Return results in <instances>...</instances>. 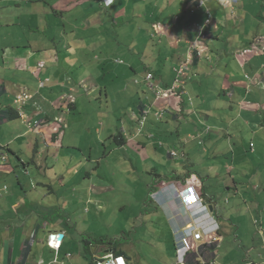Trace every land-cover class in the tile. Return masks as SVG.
<instances>
[{"label":"crops","instance_id":"1","mask_svg":"<svg viewBox=\"0 0 264 264\" xmlns=\"http://www.w3.org/2000/svg\"><path fill=\"white\" fill-rule=\"evenodd\" d=\"M31 1L0 0V147L10 148L16 159L0 166V264H96L107 254L123 255L128 264H222L221 246L235 225L219 214V190L234 193L232 208L262 213L264 220V181L248 180L254 173L264 176V0H35L38 13L31 11ZM30 31L41 35L16 41L17 33L31 36ZM117 31L119 46L129 43L132 57L121 49L124 56L111 65L103 56L117 46ZM186 61L183 86L158 98L147 73L169 89ZM117 65L128 124L108 110L110 92L99 86ZM22 90L32 94L26 112L13 100ZM94 100L96 108H89ZM117 120L123 125L118 140ZM100 125L99 135L106 130L105 139L116 141L122 166L133 170L142 164L157 177V202L137 207L135 231L122 232L118 242L85 239L78 221L69 237L64 222L52 216L65 209L47 198L54 177L45 168L29 176L19 167L31 164L29 149L39 163L53 149L64 160L100 162L114 147L96 158L94 147L110 148L112 139H98L88 158L83 149L77 153L75 142L66 145L78 126L85 131L79 137L92 144L89 134ZM173 148L178 156L171 155ZM96 176L83 188L87 196L90 187L109 186L108 178ZM70 178L63 176V184ZM196 225L206 227L200 239L190 234ZM53 234H64L59 249L49 242Z\"/></svg>","mask_w":264,"mask_h":264},{"label":"rangeland","instance_id":"2","mask_svg":"<svg viewBox=\"0 0 264 264\" xmlns=\"http://www.w3.org/2000/svg\"><path fill=\"white\" fill-rule=\"evenodd\" d=\"M31 4V11L38 13V10H35V0H32ZM36 30L38 32V28ZM31 32L33 31H30V35ZM18 34L19 33L16 34V41L18 43H22L25 39L28 40L30 38H39L41 35L38 34V36H29L24 34L22 35L21 33L20 35ZM115 35L116 37H113L111 33L110 37H113V41L117 46L112 47L109 51L105 52L103 56V58L107 59V63H110L111 65L115 63L116 57L124 56V54H121L120 52L121 49L127 48L130 52L129 55L132 57L130 44L125 43L123 47H120L118 42L122 41V36H118V31L115 32ZM125 39L129 42L132 40V37L127 35ZM128 58L129 57L127 56L126 60ZM118 75H122V68L117 65L115 69L110 71L108 76L105 75L101 77L102 83L99 86L105 87L104 89L107 88L110 92L111 99L108 110L114 114L115 118H117V116H122L124 122L128 124V112L124 115L126 112L125 105L128 103V100L125 97H119V88L121 85L118 83ZM122 85L125 86L126 83H123ZM18 94L15 95L13 100L16 99ZM112 97H115V99ZM93 102H95L94 105L89 104V108H96L97 100H94ZM16 107H18L17 109L26 112L27 105L19 104ZM115 114L117 115L115 116ZM115 123L117 126L115 134L119 135L123 125L120 124L118 120ZM81 128V126H78L76 129H74V140L71 139L66 144L68 146L71 142H75L77 146H80L78 148L81 149H79L77 153L81 154L83 149L86 152V156L88 158L91 151V145H96L98 139L102 142L107 140L110 141L112 139L113 145H110V148L108 147L109 149L106 148L107 146L104 144H101L102 146L99 147H94L95 158L98 156V152H101V154L104 150H109L110 152L112 150L111 148L114 147V143H116V141L113 138L109 137V139H105L107 134L106 130L104 131V137L103 135H99L104 129L101 125L99 126V132H94L92 135L89 134L90 138L93 140L92 144L90 140L79 137V135L82 136L83 133L85 135V131H83ZM244 134L245 131L242 132L241 136L243 138L245 137L244 139L247 141H250L248 136ZM4 135L5 133L1 132L0 138ZM176 135L177 132L175 131L174 136ZM237 143L241 144L242 138L239 139V142ZM238 144L233 143L232 145L229 143L230 146H235ZM78 148L76 149L78 150ZM55 152H58L59 154L56 155L54 154ZM28 153L30 154V157L33 158L34 149H29ZM29 154L27 155L28 157ZM51 154V158L46 160V162H34L30 158L32 162L28 168H24L22 163H20L22 165L19 167L22 168V172H25L29 176H33L35 174L37 175L41 172L43 173L45 168L47 169L48 175L54 177V179L51 181V188L46 186V190L49 192L47 198L51 197L58 208L61 210L65 209V212H55L52 213V216L55 215L57 221L60 219L64 222L65 226L68 228L69 237L76 229L74 226L75 222L78 221V226L86 230V232L83 234L85 239L94 241L99 239L100 236H103L105 241L114 239V241L118 242V235H121L122 232H126L130 235L133 231H135V218L137 215L139 216L137 207L139 205H149L151 203L154 204L157 202L155 200V198H157V191H155V182L157 177L153 173L150 175L148 173L153 172V170L151 168L148 169V166H142V164H137L133 170L129 169V164L127 167L126 165L122 166L123 164L119 162L118 157L119 150H116L115 147L113 148L111 155H108L100 162L91 159L86 160L82 157H80V159H78L79 157H71L70 159L64 160L60 152L55 149H53ZM3 157H5V161L3 160ZM14 158L15 155H13V152L10 151V148H6L5 146L0 147V166L9 165L12 160H16ZM58 158H60V160H58ZM1 160L3 162H1ZM158 166L161 167L162 165L158 163ZM247 166L249 167V165ZM224 167L225 165H222L221 172H224ZM145 169L148 170L143 172ZM77 172H80V174H77ZM55 173H58V176H55ZM99 173L101 176H104V178L109 179L107 180L109 186L105 187L103 191H97V189L90 187L91 190L88 191L87 196L85 189H83L86 185V182L91 181L92 183L94 181L93 178H97L96 174ZM89 174L91 177H88ZM226 175L227 173L223 175L224 178ZM261 175L262 174L254 173L248 177V180H252L257 177L260 181L262 179L264 181V176ZM63 176H65V178L71 177L69 181H65V185L63 184L64 180H62ZM145 176H150V178L155 177V181H152L151 179V181L148 183ZM12 178L13 176L11 179ZM96 181L99 182L97 179ZM260 184L261 182L259 183V187ZM226 189L227 187L221 188L218 192L219 214H221L223 218L227 219L229 224H234L235 227L232 225L229 226V229L231 227L234 229L230 230L229 234H227L226 240L221 246L222 264H264L263 214H257L256 212L249 211L238 212V209L232 208L236 201L234 193ZM263 192L264 186L262 193ZM260 193L261 191L259 194ZM81 194H83L82 199L79 198ZM153 199L154 202L152 201ZM130 217H133V219H130ZM21 247L22 241L18 239L17 255L20 253ZM10 248L11 245L7 249L8 260L10 259Z\"/></svg>","mask_w":264,"mask_h":264},{"label":"built area","instance_id":"3","mask_svg":"<svg viewBox=\"0 0 264 264\" xmlns=\"http://www.w3.org/2000/svg\"><path fill=\"white\" fill-rule=\"evenodd\" d=\"M212 15L209 13V19L208 21L211 20ZM190 60V59H189ZM120 61V60H119ZM122 62V61H120ZM189 61L183 62L180 67L177 68V79L174 83L173 86H171L169 89L163 88L160 85H155L152 82V79L154 78V75L152 73H147L146 75V80L148 82L149 87H151L158 98L162 97L166 91H174L176 89H179L183 86V77L187 74V71L189 69ZM46 82L45 81H41V86H45ZM2 92V85L0 84V94ZM32 97V94L28 93L25 90H22L18 96L15 99L16 103L19 104H26L28 99H30ZM147 113V112H146ZM21 115H23V113H21ZM158 117H162L163 116V112L161 113H157ZM172 156H178V150L173 148L170 151ZM3 160H5V157H3ZM6 190V187L4 188ZM2 193V189H0V194ZM192 200L197 201L196 197L193 195L192 196ZM200 225V224H199ZM198 225V226H199ZM205 226H203L202 228L199 227V230H201V232L198 231H192L190 234H192L196 239H200L202 237V235L204 233H206L205 231ZM204 231V232H203ZM210 232H212L213 230H209ZM215 231V229H214ZM213 231V232H214ZM50 244H52V246L54 248L59 249L61 243H62V239H58V235L57 234H53V237H50L49 239ZM96 264H128L126 258L123 255H114V254H107L99 259H97Z\"/></svg>","mask_w":264,"mask_h":264},{"label":"water","instance_id":"4","mask_svg":"<svg viewBox=\"0 0 264 264\" xmlns=\"http://www.w3.org/2000/svg\"><path fill=\"white\" fill-rule=\"evenodd\" d=\"M217 202H219V197H218V201ZM209 210L212 212V211H214V204L213 203H210L209 204ZM63 237H64V234H60L59 236H58V239H63Z\"/></svg>","mask_w":264,"mask_h":264},{"label":"clouds","instance_id":"5","mask_svg":"<svg viewBox=\"0 0 264 264\" xmlns=\"http://www.w3.org/2000/svg\"><path fill=\"white\" fill-rule=\"evenodd\" d=\"M3 86V85H2ZM2 93V92H1ZM1 95V94H0ZM207 209H209V207L207 208ZM206 211V210H205ZM192 214L194 215V217H195V220H196V216H195V214L192 212ZM195 225V224H194ZM216 226H218L219 227V225H218V223H217V225H215V231H217L218 229L216 228ZM196 229V230H195ZM194 229V231H199V228H197V225H196V228ZM208 230H210V228H208ZM190 232H192V231H190Z\"/></svg>","mask_w":264,"mask_h":264},{"label":"trees","instance_id":"6","mask_svg":"<svg viewBox=\"0 0 264 264\" xmlns=\"http://www.w3.org/2000/svg\"><path fill=\"white\" fill-rule=\"evenodd\" d=\"M10 111H13V110H10ZM10 115H11V117L13 118V117L15 116V112L13 111V113L10 114ZM122 136H123V135L116 136V139H117V140H118L119 138L121 139V138H123Z\"/></svg>","mask_w":264,"mask_h":264}]
</instances>
